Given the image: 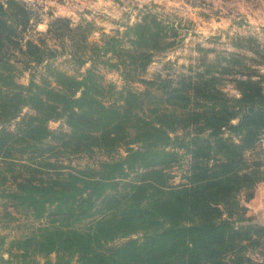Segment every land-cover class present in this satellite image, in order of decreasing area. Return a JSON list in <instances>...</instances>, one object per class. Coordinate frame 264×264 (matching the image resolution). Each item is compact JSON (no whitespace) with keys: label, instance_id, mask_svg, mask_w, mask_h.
<instances>
[{"label":"trees","instance_id":"obj_1","mask_svg":"<svg viewBox=\"0 0 264 264\" xmlns=\"http://www.w3.org/2000/svg\"><path fill=\"white\" fill-rule=\"evenodd\" d=\"M33 18L24 0H0V196L52 218L19 240L20 251L10 257L17 264H40L32 253L52 252L55 259L41 264H264V255L252 256L264 249V223L247 216L239 201L264 181V76L232 53L225 63L202 60L195 74L141 77L177 35L150 11L94 42L92 22L51 20L47 32L69 41L70 60L90 63L68 74L48 62L58 50L23 37ZM18 52L27 65L46 62L39 81L33 73L28 84L17 81ZM99 63L118 70L120 89L99 73ZM226 79L237 96L223 90ZM133 81L144 89H133ZM152 99L158 104L150 108ZM60 119L65 129L49 128ZM50 140L68 154L121 148L124 154L100 162L98 171L53 179L13 174L20 166L52 168ZM183 156L188 170L173 184L167 170ZM10 178L13 187L5 185ZM93 216L86 229L74 225ZM137 232L142 236L129 237Z\"/></svg>","mask_w":264,"mask_h":264},{"label":"rangeland","instance_id":"obj_2","mask_svg":"<svg viewBox=\"0 0 264 264\" xmlns=\"http://www.w3.org/2000/svg\"><path fill=\"white\" fill-rule=\"evenodd\" d=\"M33 12L32 25L24 32L23 37L58 53L48 58V62L55 64L60 70L68 74L79 75L90 63L78 66L69 58V41L57 38L47 32L48 24L56 17H66L71 25H76L84 20L93 23V30L88 35L89 41H99L102 34H113L116 29L124 31L126 26L141 19L148 11L157 18L172 24L176 29V41L172 46L153 57L147 71L141 75L143 78L155 79L157 75L163 78H177L180 73L195 74L203 70L201 61L216 60L225 63L226 57L232 53L243 55L244 62L256 68L264 76V0H24ZM172 38V37H171ZM260 50V51H259ZM18 68L17 81L28 84L30 75H35L39 81L45 73V64L36 66L34 63L27 65L26 57L16 53L12 58ZM27 66V67H26ZM96 69L105 78L120 89L124 80L118 70L98 64ZM213 71L216 72V66ZM257 77V76H256ZM133 89L143 90L142 83H130ZM264 84V79H263ZM223 90L230 96H237L238 92L232 82L226 79ZM113 100L120 101L119 96L113 95ZM158 104L157 99L149 102L150 108ZM25 108L24 111H27ZM49 128L53 130L65 129L62 119L50 120ZM181 133V131H179ZM175 135L174 133L172 134ZM45 149L47 160L53 162L52 168L46 170H27L25 167H15L13 174L28 176L33 174L37 179L58 178L75 170H99L100 162L110 161L124 154L123 149L111 154L96 152L93 155L68 154L57 141L50 140ZM50 148V149H47ZM264 151V143L262 145ZM49 154V155H48ZM189 157L183 156L178 164L167 171L172 176L171 183L182 182L183 174L188 170ZM11 174V173H9ZM21 178V177H20ZM133 179H136L134 174ZM7 186L13 187L14 181L10 178ZM243 193L239 201L244 204ZM12 199L0 196V264H17L18 258L10 257V252L20 251L19 240L35 236L39 230L49 224L52 215L36 217L31 210L24 206L14 205ZM247 208V207H246ZM247 216L248 210L245 213ZM90 217L75 221L74 225L86 229ZM142 232H137L129 237H141ZM124 238H117L115 243ZM264 255H255L259 258ZM55 253H32L30 259L40 264L47 258L54 260Z\"/></svg>","mask_w":264,"mask_h":264},{"label":"crops","instance_id":"obj_3","mask_svg":"<svg viewBox=\"0 0 264 264\" xmlns=\"http://www.w3.org/2000/svg\"><path fill=\"white\" fill-rule=\"evenodd\" d=\"M243 198L248 214L255 220L264 223V181L256 185L251 198L245 200L244 194Z\"/></svg>","mask_w":264,"mask_h":264}]
</instances>
